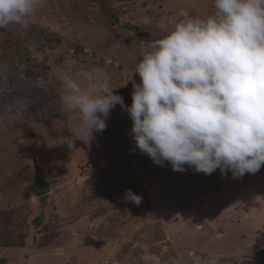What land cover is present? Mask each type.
Returning a JSON list of instances; mask_svg holds the SVG:
<instances>
[{"label": "rangeland", "instance_id": "1", "mask_svg": "<svg viewBox=\"0 0 264 264\" xmlns=\"http://www.w3.org/2000/svg\"><path fill=\"white\" fill-rule=\"evenodd\" d=\"M104 1L41 0L29 29L0 30V264H264L262 174L159 166L135 147L119 104L88 142L58 94L62 73L97 69L130 106L131 82L122 85L146 42L181 9L211 14L213 0ZM34 161L49 188L42 198ZM126 190L142 202L125 201Z\"/></svg>", "mask_w": 264, "mask_h": 264}, {"label": "clouds", "instance_id": "2", "mask_svg": "<svg viewBox=\"0 0 264 264\" xmlns=\"http://www.w3.org/2000/svg\"><path fill=\"white\" fill-rule=\"evenodd\" d=\"M40 2L0 0V30L29 29ZM213 7L204 17L181 9L165 35L146 42L122 85L131 82L130 106L106 73H62L58 94L77 114L74 131L91 141L119 104L135 147L153 163L236 179L257 173L264 166V0H213ZM65 143L72 148L73 135ZM123 199L142 202L131 190Z\"/></svg>", "mask_w": 264, "mask_h": 264}, {"label": "water", "instance_id": "3", "mask_svg": "<svg viewBox=\"0 0 264 264\" xmlns=\"http://www.w3.org/2000/svg\"><path fill=\"white\" fill-rule=\"evenodd\" d=\"M35 170V180L32 187V193L36 198H42L49 194V188L46 183L45 177L36 161L33 163Z\"/></svg>", "mask_w": 264, "mask_h": 264}, {"label": "trees", "instance_id": "4", "mask_svg": "<svg viewBox=\"0 0 264 264\" xmlns=\"http://www.w3.org/2000/svg\"><path fill=\"white\" fill-rule=\"evenodd\" d=\"M85 2L88 1V0H84ZM92 2H97L99 1L98 5L100 6H105L106 2L104 0H91ZM103 1V2H101ZM107 8H103L101 9V17L103 16H106V15H111V14H108V12L106 11ZM118 22H116V26L118 25L117 24ZM115 26V25H114ZM118 27V26H117ZM119 28H122V29H129V30H133L135 32V34H140L139 33V28H137L136 26H133V25H127V26H124L123 24L120 25ZM55 42L57 41L56 39L54 40ZM260 174H262L264 176V166L261 167V169L258 171ZM261 253H264V249L260 251Z\"/></svg>", "mask_w": 264, "mask_h": 264}, {"label": "built area", "instance_id": "5", "mask_svg": "<svg viewBox=\"0 0 264 264\" xmlns=\"http://www.w3.org/2000/svg\"><path fill=\"white\" fill-rule=\"evenodd\" d=\"M69 53L71 54V57H74V58H80L82 55L83 56H87V57H92V54H93V52L91 51V50H87V49H84L81 53H79V54H75V49L74 48H72V47H70L69 48ZM78 55H79V57H78Z\"/></svg>", "mask_w": 264, "mask_h": 264}]
</instances>
